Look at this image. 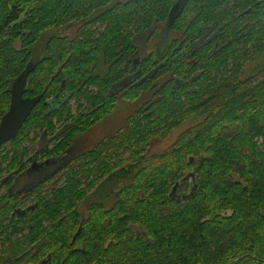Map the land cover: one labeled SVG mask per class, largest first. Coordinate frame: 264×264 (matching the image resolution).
I'll use <instances>...</instances> for the list:
<instances>
[{
  "label": "trees",
  "instance_id": "trees-1",
  "mask_svg": "<svg viewBox=\"0 0 264 264\" xmlns=\"http://www.w3.org/2000/svg\"><path fill=\"white\" fill-rule=\"evenodd\" d=\"M176 1L0 0V119L29 61L25 95H42L0 149V186L34 154L63 161L30 199L0 193V264H264V0H189L167 29ZM64 27L76 34L37 47ZM152 27L156 47L137 59ZM144 96L77 148L117 102ZM190 158H204L197 188L177 201Z\"/></svg>",
  "mask_w": 264,
  "mask_h": 264
},
{
  "label": "water",
  "instance_id": "water-1",
  "mask_svg": "<svg viewBox=\"0 0 264 264\" xmlns=\"http://www.w3.org/2000/svg\"><path fill=\"white\" fill-rule=\"evenodd\" d=\"M188 1L189 0H177L171 7L166 24L167 29H169L181 16L188 4ZM36 66L37 63L35 61H29L25 69L12 83L10 89V105L0 121V148L6 142L17 137L28 117L42 99V95H37L34 97L24 96L27 89L29 76L31 72L35 70ZM190 161L195 163L194 170L188 173L183 179L176 182L170 192V196L177 201L194 195L197 188L195 181V171L201 168L204 158H190ZM185 183L188 185L183 189L182 187Z\"/></svg>",
  "mask_w": 264,
  "mask_h": 264
},
{
  "label": "rangeland",
  "instance_id": "rangeland-1",
  "mask_svg": "<svg viewBox=\"0 0 264 264\" xmlns=\"http://www.w3.org/2000/svg\"><path fill=\"white\" fill-rule=\"evenodd\" d=\"M155 30L156 29L152 27L149 29L141 30L139 33L136 34L135 44L138 48V53L136 55L137 59L144 58L145 56H147L148 53L153 51V49L156 47L157 39L154 37ZM54 34H68V35L74 36L76 34V27L74 28L64 27V28L57 29V30L50 29L46 31L41 36V39L39 40L40 42L38 43L39 45H37V47L38 46L40 47L48 36H51ZM146 97L148 96H144L143 98L139 100L134 99V100H124V101L117 102L115 107L110 111V113L107 115L106 118H104L100 123L95 125V127H93L90 131H88L86 134H84L82 137L78 139L77 148L78 149L90 148L96 142H98L101 138L112 134L118 128L122 127L125 124L127 117L131 115L133 111L136 108H138V106L146 100ZM71 104L73 108H75V104L73 103V101L71 102ZM186 126L187 125H182L178 129L174 130L167 138L165 137L164 139L157 140L154 146L152 147L151 151L153 153H157V152H161L165 150L166 148H168L170 143L176 138L178 133L182 131ZM50 139H52L50 136L48 135L44 136L39 146L40 145L44 146L45 144H49L51 142ZM39 146L37 145V147ZM62 162L63 161L61 160H56L52 162L54 166L51 167V169L52 170L55 169L56 164L57 166L61 167ZM48 172L49 171H47V173ZM3 192H4V188L3 190L0 191V193H3ZM30 196L31 195L28 194L26 196L27 199H30Z\"/></svg>",
  "mask_w": 264,
  "mask_h": 264
},
{
  "label": "flooded vegetation",
  "instance_id": "flooded-vegetation-1",
  "mask_svg": "<svg viewBox=\"0 0 264 264\" xmlns=\"http://www.w3.org/2000/svg\"><path fill=\"white\" fill-rule=\"evenodd\" d=\"M24 96H26V95L24 94ZM41 101H42V99L40 100V102ZM47 102L48 101H45L44 103H47ZM50 103H51V101L48 102V104H50ZM0 121H1V119H0ZM43 138H44V136L41 137L40 140H42ZM8 142H6V143H8ZM40 143H41V141L37 142L36 147H37V145L39 146ZM4 145H2V146H4ZM42 147L43 146L40 145L39 147H37V150L38 149L40 150ZM54 161H56V160L55 159L51 160V159H47V158H41L39 154L32 155L28 159L27 168L22 173L18 174V176H17V178L15 180L14 187H4V186H0V191L3 190V188H4V192L3 193H5V191L7 192V191L10 190L9 192L10 193H13L15 197H18V196L26 197L27 194H29V193L32 192V190L34 189V186L36 184H42V183L43 184L44 183L47 184V183L52 182L53 179L57 177V175L60 172V168L61 167L60 166H57V164H56L55 169L52 170L51 167L54 166V164H52V162H54ZM47 171H49V172L47 173ZM187 185L188 184L185 183L182 188L184 189ZM80 213L81 214L83 213L82 207L80 208Z\"/></svg>",
  "mask_w": 264,
  "mask_h": 264
}]
</instances>
